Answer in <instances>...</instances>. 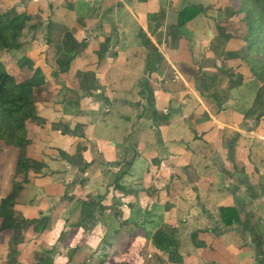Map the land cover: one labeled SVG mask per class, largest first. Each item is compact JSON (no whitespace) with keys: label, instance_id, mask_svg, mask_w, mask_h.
<instances>
[{"label":"crops","instance_id":"0c3cea01","mask_svg":"<svg viewBox=\"0 0 264 264\" xmlns=\"http://www.w3.org/2000/svg\"><path fill=\"white\" fill-rule=\"evenodd\" d=\"M192 6L203 12L176 30ZM235 6L0 0L41 21L16 64L22 80L40 71L41 117L28 153L47 173L17 199V219L33 221L17 237L0 233V264H260L246 225L264 235V117L256 123L262 108L246 115L261 84L230 56L242 46L217 40L238 23ZM51 24L56 46L67 32L86 42L67 73L46 44ZM7 154L2 198L16 151ZM222 207L241 209L243 223L225 227ZM42 219V227L34 221ZM162 230L178 242L173 261L152 244Z\"/></svg>","mask_w":264,"mask_h":264},{"label":"trees","instance_id":"16d2710c","mask_svg":"<svg viewBox=\"0 0 264 264\" xmlns=\"http://www.w3.org/2000/svg\"><path fill=\"white\" fill-rule=\"evenodd\" d=\"M200 8L192 6L184 9L174 28L179 31L196 18L203 12ZM231 17H236L238 23L220 28V36L217 40L218 43L222 41L223 46L229 41L242 46L230 56L244 62L253 78L261 84L256 103L246 115L249 117L253 111L262 108L256 116V123L259 124L264 117V0H236ZM40 24L39 15H36L32 8H28L26 12H19L15 9L4 10L0 7V50L6 52L21 50L25 45L23 39H34ZM52 27L53 24L48 26L46 44L54 45L60 72L67 73L71 69V64L84 50L81 46H84L83 43L86 42L78 43L76 36L67 32L63 44L56 46ZM38 73L40 71L36 69L31 78L22 80L18 67H8L0 56V174L4 168L8 170L11 164V162H6L9 158L7 150L13 148L16 151L12 162L13 175L5 189L6 197L4 198L1 197L3 183L0 177V233L15 231L16 237L23 224L33 221L29 218L17 219L15 215L17 199L25 185L32 179L36 180L39 176L47 175L44 171L46 165L36 161L28 153V148L33 142L31 139L33 125L41 117L36 91L42 82L38 80ZM235 167L238 169L237 164ZM220 214L225 227L243 223L241 209L222 207ZM34 221H38L42 227L47 219ZM246 226L251 231L258 254H264V235L251 224L247 223ZM19 242L20 240L16 238V246ZM152 244L156 249L168 253L170 261L174 260L173 250L178 247V242L173 236L166 231H158L152 238ZM6 252L10 254L11 249ZM178 260L181 261V259ZM6 261L9 263L12 260H6L5 257L4 262ZM260 264H264V258L261 259Z\"/></svg>","mask_w":264,"mask_h":264},{"label":"rangeland","instance_id":"374dc122","mask_svg":"<svg viewBox=\"0 0 264 264\" xmlns=\"http://www.w3.org/2000/svg\"><path fill=\"white\" fill-rule=\"evenodd\" d=\"M13 54H9V52H6L4 50H0V56L3 60V62L10 68H17V64H16V50L11 52ZM24 65H26L24 63ZM23 75V73H22ZM23 77V76H22ZM32 228L31 225H27L25 228H23V230L31 233L32 231L30 230Z\"/></svg>","mask_w":264,"mask_h":264},{"label":"water","instance_id":"95a60500","mask_svg":"<svg viewBox=\"0 0 264 264\" xmlns=\"http://www.w3.org/2000/svg\"><path fill=\"white\" fill-rule=\"evenodd\" d=\"M170 113H175V114L176 113H180V109H177V110L176 109H171L170 110Z\"/></svg>","mask_w":264,"mask_h":264}]
</instances>
